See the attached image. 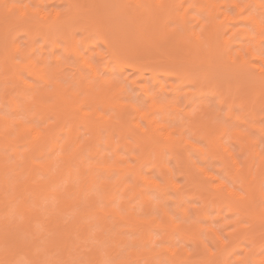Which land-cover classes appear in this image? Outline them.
I'll return each mask as SVG.
<instances>
[{
  "label": "bare ground",
  "instance_id": "bare-ground-1",
  "mask_svg": "<svg viewBox=\"0 0 264 264\" xmlns=\"http://www.w3.org/2000/svg\"><path fill=\"white\" fill-rule=\"evenodd\" d=\"M73 1H69L72 7L70 5L66 11L50 12L44 0H0V64L4 67L2 75L0 74V84L1 81L8 82V77L15 79L16 82L26 85V96L30 97L26 103L21 102V105L11 95L13 86L11 88V85H6L0 92L1 103L9 102V112L6 111L8 114L2 113L3 110L0 112V212L3 211L8 216L6 224L2 225L4 231L0 227V248H5L4 245L10 246V249L5 248L7 252H0V263L12 264L13 259L18 261L17 254L22 253L32 259L29 258L32 264H107V261L111 264H162L164 258L171 264H233L229 261L232 254L242 249L245 242H249L253 246L248 249L244 246L242 250H246V254L239 258V261L242 264H248L249 261L264 264V257H260L258 252L260 247L255 246L262 236L258 235V231H264V206H260L264 202V191L259 182L264 175V157L260 152L255 154L259 157L256 171L253 166L256 160L251 159L250 164L241 166L222 137L232 135L243 147L246 146L244 139L250 144H254L256 140L242 131H231L224 124H217V121L211 125V122H207L210 121L207 116L210 111L208 114L202 113V118L196 115V123L193 121L195 118L192 120L190 117L192 114L189 115L181 107L179 100L180 86L185 82H204L210 73L202 70L201 76L195 77L190 71L167 68L162 66V63L126 59L124 53L115 48L111 50L116 62L114 66L120 69L121 73L125 72L127 67L137 72L138 77L133 80L134 84L138 83V79L146 78L148 73L150 80L161 84L162 90L165 89L161 83L162 76L178 77L180 80L178 84L172 85L175 100L164 96L163 91L162 94H151L149 86H141L142 92L150 101L147 111L141 104L131 100L120 102L118 92L127 93V85L123 80L116 81L107 75H99L92 57L84 56L80 52L73 36L74 27L82 22L91 23L93 30L84 38L85 43L90 44L89 41H92L94 35L106 43V27H99L98 24L101 20L102 24L104 23L103 19L111 14L110 10L107 9L105 14L106 9L103 8L104 11L101 10L98 15H95L98 11L93 12V15L91 9H98V1L101 0H92L94 7H89L90 10L86 8V0L76 3L77 0ZM178 1L183 3L186 0H114L113 4H119L118 7L124 16L123 23L131 21L136 28V41L169 49L170 54H165L169 57V63L176 64L178 58L183 61L182 58L185 57L186 60V56L189 62L206 66H211L214 60H232L237 64L233 73L235 76L240 77L246 72L255 76V83L247 81L249 87H253L251 90L254 93L251 94L256 97V101L263 99L264 51L260 42L264 40V19L253 12L249 13L248 9L253 3L258 8H264V3L260 0H195L198 9L207 12L209 19L208 22L201 23L200 32H191L189 21L192 18H189L186 12L175 13L180 5ZM128 2L134 4L132 10ZM102 5L101 7H104ZM262 13L264 17V10ZM174 17L180 20V26L173 28L169 26V21ZM193 19L199 20L198 17ZM238 24L244 26L235 29ZM116 29L119 37L127 38L121 28ZM15 32L16 36L12 38ZM22 32L27 34L26 40L16 43L17 34ZM227 33H230L229 37L226 36ZM49 37L75 41H72L70 47L78 56L80 64L88 67L93 75L92 78H87L80 73L79 80L86 82L83 89L87 91L86 96L81 97V92H75L71 86L66 87L59 81L55 82L54 90H47V85L51 82L49 75L60 72L59 69L51 71L42 55ZM236 37L241 40H255L256 50L253 46H246L245 49L250 52V57H244L239 51L238 55L241 57L233 59L229 46ZM38 38H42V44L38 43ZM188 38L193 42L188 44ZM54 42L57 47L56 40ZM179 44L186 46L181 48ZM33 57L41 58V62L32 59ZM253 58L260 61V64L253 63ZM22 69L30 72L44 85L26 81L21 76ZM109 70V75H112L113 68ZM238 81L241 82L240 79ZM235 82L237 83V80ZM236 83L235 85L238 84ZM208 87L201 85L198 91L203 93L204 88ZM27 92L31 95L28 96ZM224 100L221 96L220 104H224ZM85 106H88L89 110H85ZM98 106L103 107V112L99 111ZM229 107L228 116H231L232 104ZM253 109L250 113L255 116ZM49 112L56 114L54 122L50 121L43 126L35 123L37 118L42 121L46 119V115L48 117V114H51ZM130 113H134L135 117L132 118ZM182 113L187 121L185 118H179ZM215 115L213 113L209 116L216 119ZM140 116L145 120L146 127L140 125ZM204 117L207 118L206 121ZM179 120L181 125L172 124ZM131 122H135L144 134L143 138L141 136L136 139L143 152L135 156L138 160L136 164H124L125 159L118 153L119 146L112 141V132L119 130L125 146L131 151L130 142L128 143L127 137L124 136ZM80 126H84L89 136L81 135ZM186 126L200 133L211 147L208 149L195 144L185 136ZM254 126L264 131L263 126L257 123ZM129 133L134 136L136 132ZM186 146L196 148L203 156L220 157L224 161L223 169L228 172L224 175L233 186L218 177L216 171L196 162L194 166L206 178L217 181L213 183V191L209 194L218 211L216 217L223 216L225 210L230 214L240 215L232 221L224 222L223 230L233 224V229L227 230L225 236L221 234L222 229L211 225V217L205 210H201V213L209 224L204 227L194 221L189 222V212L185 209L182 211V208L183 219L178 220L176 215L164 206L159 208L160 214H151L148 217L137 216L136 212L129 210L127 206L125 196L128 191H132L133 197L140 195L142 201H149L145 198L141 185L153 186L160 193L168 192L169 188L181 192L182 187L176 182L174 171L165 160L164 151L169 150L179 163L180 153L188 150ZM4 150L10 151V154L6 155ZM152 153H156L154 160ZM224 153L233 157V164L227 160ZM11 157L14 158L13 165L10 163ZM147 163L157 168L162 181L144 173L143 166ZM178 167L182 172L181 167ZM216 170L220 172V169ZM128 177H132V182L128 181ZM239 181L242 182L246 194L237 190ZM13 211L20 214L23 222L16 219V224L13 223L11 218L14 215L10 218ZM249 216L256 221L250 226H241V220ZM153 229L162 233L160 238L153 237ZM129 231L134 233V237L127 235ZM204 234L213 239L216 250H212L206 243ZM176 238L182 242L192 241L197 252L186 250L185 245H172ZM91 239L95 242L88 245ZM100 244L105 246L103 250L98 247ZM55 255L57 258H54Z\"/></svg>",
  "mask_w": 264,
  "mask_h": 264
},
{
  "label": "rangeland",
  "instance_id": "rangeland-1",
  "mask_svg": "<svg viewBox=\"0 0 264 264\" xmlns=\"http://www.w3.org/2000/svg\"><path fill=\"white\" fill-rule=\"evenodd\" d=\"M27 1H29V0H26V2ZM44 1H46L47 10L50 12H56V11L60 12V11H64V10L66 11V9H68L69 6L71 5V3L69 4L70 0H44ZM113 1L114 0H101V2L98 1V4L100 6V7H98V9H99L98 10L97 8H95L92 5L93 4L92 0H86V6H87L86 8L87 9H89V7H91V8L94 7L92 9L90 8L92 10L91 13L93 15L95 14L93 12H97V11L98 12L95 15H98L100 13V11L103 10V8L106 9V10L104 9L105 11L103 10L105 14L108 11L107 9L110 10L109 13H111V14H108V16H106L105 18L103 17L104 18L103 21L105 24L104 23L102 24V20L100 23L101 25L98 24L99 27L103 26V25H104L103 28L106 27L105 33L108 37L106 39V43H104L102 41V39L96 35L93 36L92 41L88 40L90 42V44L88 42L85 43L84 38L90 34V32H91L90 30H93V28L91 27L92 25H90L91 23L89 24V23L82 22L76 26L77 28L74 27L73 36L76 39V43L78 44L80 52L84 56L92 57V60L96 66V69L99 72V75H103V76L107 75L116 81L117 80H123V82L127 85V89H128L127 93H124L121 91L118 92L119 101L120 102H126V101L131 100L132 102H135L137 104H141L144 107V109L147 111V110H149L150 101L146 98L145 94L142 92L141 86H143V85L149 86L151 94H156V93L162 94L161 91H163L164 96H169L170 99H174L173 98L174 95L172 92L174 89L172 90V88H173L172 85L178 84L180 82V80L178 77H168L167 78L165 76H162L161 77V80H162L161 83L165 86V89L162 90L161 84L160 83H154L152 80H150L149 73H148L146 78L138 79V83L134 84L133 80L138 77V73L133 71L129 67L125 68L124 69L125 72L123 71L121 73V71H119L120 69H117V67L114 66L116 62L114 61V58L111 55L112 49L116 48L115 50H118L119 52L124 53L123 56L126 59L130 58V59H137L139 61H149V62L153 61V62L158 63V64L162 63V66H165L167 68H172V69L179 70V71H185V70L190 71L191 73L194 74L195 77H200L202 74V70L203 71L207 70L208 74L210 73V75L208 76L206 81H204V82L200 81L198 84L185 82L182 86H180L181 88H179L180 90H178V94L181 93V94H179L180 95L179 100H181L180 102L182 103L181 107L185 111H187L189 113V115L192 114V115H190V117H191V119L195 118V120L192 119L193 121H196V118L198 119V117H201L205 112H206V114H208L210 111L211 113H209L207 115L209 117L208 119L210 121H208L207 118H205V117H204V119H205V121L207 120V122H211V125H214L215 121H217V124H224L231 131L232 130H239V131H242L243 133H247V134L251 135V137L254 140H256L257 143L254 142V144H250L247 139H244L243 142L246 144L245 147H243L241 145V143L232 135L231 136L229 135V137H228V135L224 136V137H222V140L224 142L228 143V146L230 147L231 151L235 154V156L238 159L241 166H246V165L250 164L251 159L256 160L255 165H253L254 171H256L258 166H259V157L255 156V154L257 155V152H260L262 157H264V131L259 130L254 125L257 123L258 125H261L264 127V98L261 100L257 99V101H256V99H255L256 97L254 98L253 94H251L254 92L251 90L253 87L252 88L249 87L250 86L249 83L250 82L251 83L256 82L255 76L253 74L249 75L248 72H246V71H245L246 73H243L242 75H240V77L235 76L233 73L236 71L235 67L237 66V64L234 61L227 60V59L220 61V62L214 60L212 62L211 66L202 65L200 63H194L193 64L192 62L188 61L189 58H187V56H186V60L184 59L185 57L182 58L183 61H180L178 58L176 60V64H174L173 62L169 63V59H168L169 57L167 58L166 57L167 55H165V54H170L168 48L166 49V47H165L164 49H161L162 46L161 47H159L157 45L153 46L149 43L140 42V41L135 40V37L137 36L136 35V33H137L136 28L132 25L131 21L127 20L126 22L123 23L122 19L124 16L120 10L121 8L118 7L119 4H117V3H116V5H114L115 2L113 4ZM227 1H229V0H227ZM243 1H248V0H243ZM260 1L262 3H264V0H260ZM76 2H80V1L77 0V1H75V3ZM100 3H101V5L103 4L102 6H104V7H101ZM178 3H180V2L178 1ZM88 5H90V6H88ZM105 5H106V7H105ZM132 5H134V4H129V2H128V6H129L130 10H132L134 7V6L132 7ZM108 6H111V7L109 8ZM71 7H72V5H71ZM187 8H189V9L186 11ZM263 10H264V8H258L256 6V4L253 3L252 6L248 9V12L249 13L253 12L258 17H261L262 19H264L263 15H262ZM184 12L187 13V16L189 18H192L189 21V25L191 27L190 28L191 32H200L202 29L201 23H203V21L208 22L207 19H209V18H207L208 17L207 12L200 11L198 9L196 3H195V0L184 1L183 3H180L179 7L175 10V13L183 14ZM89 13H90V11H89ZM103 16H105V15H103ZM108 17H110V18H108ZM193 17H198L199 20L198 21L194 20ZM118 23L120 24V26ZM108 25H110V27H107ZM238 25H236L237 27L235 26V29L238 27L244 26L243 24H238ZM115 26H116V28H118V27L121 28L124 35L126 34L127 38L119 37L117 29L115 28ZM169 26H171L173 28L180 26V20H178L175 17L172 18V20L169 21ZM107 28H110V29L107 30ZM102 30H103L102 32L104 33V29H102ZM111 30H112V32H111ZM114 30H116V31H114ZM19 34H17L18 41H16V43L17 42L22 43L27 38L26 33H25L26 35L23 34V32L19 33ZM18 35H19V37H18ZM15 36H16V32L14 33L12 38H14ZM226 36L229 37L230 33H227ZM54 40H56V42H57V47H55L56 43L54 42ZM93 40H94V42H93ZM72 41H74V40L65 41L62 37H57V38L49 37L48 38L47 44H46L45 49H44V53L42 54L43 58L47 60V62L45 64L50 68L51 71H57L59 69L60 72L59 73H57V72L52 73L51 75H49V79L51 80V82L49 85H47V90H54L56 88L55 82L59 81L60 83L64 84L66 87L71 86V88L75 92H81L80 96L84 97L87 95V91H83V89L85 88L86 82L79 80L80 73H82L83 77H87V78H92L93 75H92V72L90 71V69L88 67L80 64L78 56L76 55L74 50L70 47L72 44ZM91 42H93V43H91ZM127 42H129V43H127ZM192 42L193 41L190 38H188L187 43L190 44ZM38 43L42 44V38H38ZM254 43H255V40L254 41L253 40H241V39H239V37H236L235 39H233V41L231 42V44L229 46L230 47V53L234 56L233 59L235 60V59H238L241 57V55L240 56L238 55L239 51L242 52V55H244V57H246V58L250 57V55H251L250 52H247V50H245V49H246V46H253L254 47L253 49L256 50ZM260 44H261L262 50L264 51V40H261ZM129 45H130V47H129ZM179 45H181V48L186 46L183 44H179ZM168 46H170V44ZM67 48H68V51H67ZM117 48H119V49H117ZM32 59H35L36 61L41 62V58L36 59V57H33ZM58 59H60V61H56ZM253 63L260 64V61L253 58ZM2 68H4V67L2 64H0V74L1 75L4 71V70H2ZM112 68H113L114 72L112 75L111 74L109 75V73H111V71L109 69H112ZM1 71H2V73H1ZM20 72H21V76L26 81L31 82V83L36 82L37 84L44 85V83L42 81L38 82V80H36V78H34V76L31 75V73L28 72L27 70L22 69ZM252 75H253V77H252ZM10 77H12V76H10ZM8 78H6L8 82L5 81L7 84L4 81L3 82L1 81L0 92L2 91L4 86L8 85V87H9L11 85L10 86L11 88H12V86L14 87L13 90H11L12 91L11 95L14 98V100L19 102V104H21V102L26 103L28 101V99H30V97L28 98L26 96V91H28V89H26V85H24V83H21V82L18 83V81L16 82L15 79H11V78L8 79ZM237 78L240 79L241 82L238 81ZM233 79H234V81H232ZM236 80H237L238 84L235 82ZM242 80L244 82H242ZM231 82L234 85L236 83L237 85H235V87H237V88H235L231 84ZM246 82L248 83V85ZM213 84L215 86H213ZM201 85L204 87H208V86L209 87L206 89L204 88L203 93H201L198 91L201 88ZM230 85L233 87H231ZM212 86H213V88H212ZM228 86L231 88H229ZM212 89H214L215 94L213 93ZM191 93H194V94H191ZM28 94H29V92H27V95ZM30 95H31V93L28 96H30ZM128 96H129V98H128ZM221 96L224 97V99L226 100V101L224 100V104L223 103L220 104L221 103L220 102ZM253 100H255L256 102ZM52 102H53V100H51L50 103H52ZM8 103L9 102H5V104H2L1 100H0V112L3 110L2 113H5L8 110V108H9ZM231 104L233 106L231 109L232 114H231V116H228V111L230 109L229 106ZM97 108L99 109V111H102V112L104 110L102 106H98ZM54 109L56 110V108H54ZM252 109L254 110L255 116L253 113H250ZM85 110H89L88 106H85ZM57 111H54V112H57ZM7 112H9V111H7ZM22 112L23 111H20V113H22ZM52 112H49V113L52 114ZM213 113H214V115L216 114L215 115V117H217L216 119H213L214 117L209 116V115H213ZM51 114H48V117L46 115V119L43 120L46 122H43L42 120L37 118V119H35V123H37V125L43 126V125H47V123L50 121L54 122L56 120L54 115H56V114L55 113H53L52 115ZM130 115L132 118L135 117L134 113H130ZM238 117H241V119L240 118L238 119ZM47 118H49L48 121H47ZM179 118H185L184 114L183 113L180 114ZM185 120L187 121L186 118H185ZM197 122L198 121H196V123ZM139 123H140V125L146 127V122L143 119V117H141V116L139 117ZM175 123L178 125H181L180 120L178 122H172V124H175ZM129 127L130 128L128 131L125 130L126 132H125L124 136L127 137L126 141H128V143L130 142L129 149L131 151H129L128 148L125 146L124 141L122 139L123 135H121L119 130H114L112 132V141L115 142L119 146V150H118L119 152L118 153H119V155L122 156L123 159H125L126 163H124V164H127V163L136 164L138 160L135 156L136 155L139 156L143 152V148L139 145V143L136 142V139L138 137H141V136H142L141 138H143L144 134L142 133L141 129L135 125V122L129 123ZM79 131H80L82 136H84V134H85V136H89V134L86 133V129L84 128V126H80ZM131 131L133 134H134V132H136L134 136H132L129 133ZM105 135H106V133L104 134V136ZM184 135L187 136L190 140H192L195 144L201 145V146L208 148V149L211 147L210 144L208 143V141L205 140L200 133L195 132L194 130L190 129L188 126L185 127ZM187 149L188 150H184L183 152L180 153V157H179L180 162L179 163L177 162L176 158L172 157L169 150L166 149L164 151L165 160H167L168 165L173 169L174 175H175L174 178H175L176 182L178 184H180L182 187L181 192H176L172 188H169L167 190L168 192L160 193L153 186L141 185V187L144 189L145 198L149 199V201H142V197L140 195H138L137 197H133L132 191H128L127 195L125 196V199L128 201L127 206H129V210L132 209L133 211H135L136 215L139 217H148L151 214L152 215H158V214H160L159 208L161 206H164L169 212L174 213L178 220L183 219L182 218V216H183L182 211L185 209L189 212V216H188L189 222L194 221V223L201 224L204 227L209 224L206 217H203V213H201V210H205V212L208 213L209 217H211V225L214 228L222 229L221 234L223 236H225V233L227 230L233 229V224H229L231 226H228L227 229L225 228L226 230H223L222 225L224 224V222L232 221L240 215H238L236 213L230 214L225 210V211H223V214H222L223 216H221L219 218L216 217L218 214V211L214 207L212 200L209 197V194L213 191L212 190L213 183H216L217 181H212V179L206 178L194 166L195 162H196L198 164H202L203 166H205L209 170L216 171V174L218 177L226 180L231 186H233V184L231 182H229L227 180L228 178L226 179V176L224 175V174L227 175V173H228L227 170L223 169L224 168V161L220 157L213 158L210 155H204L203 156L194 147L188 146ZM9 152L10 151H8V150H6V151L4 150V153L6 155H9L10 154ZM110 154H111V152H110ZM224 156L227 158V160L231 164H233V157L229 156L227 153H224ZM155 158H156V153H152V160H154ZM10 159H11L10 163L12 162V165H13L14 158L11 157ZM178 165L181 167L182 172L179 170ZM253 166H252V168H253ZM216 169H220V172H218ZM143 171L148 177H152V178L156 177L158 180L162 181L160 179L159 171L157 170V168L154 167L153 164H150V163L145 164L143 166ZM11 173L14 174V172H11ZM8 176H9V174H8ZM12 177H13V175H12ZM128 181L132 182V177H128ZM259 182L261 184V188L264 191V175H263V177L260 178ZM238 185H239V187L237 188V190L242 194H246V191H245L241 181L238 182ZM176 200H177V202H176ZM50 202H51V200H50ZM260 206L261 207L264 206V202H262V204ZM181 208H182V211H181ZM2 212H0L1 213L0 214V227L1 228H2V225L4 223L6 224V222H7L6 220L8 218V216L5 215L4 212L3 213ZM13 215H14V217H12ZM19 215L17 214V212L13 211V213L10 215V218L12 217L11 220H13V223L16 224V219H18L19 221L22 219V218H20ZM243 219L240 222L241 226H250L251 224H253L256 221L254 218H252L250 216L245 217ZM13 223L11 224V226H13ZM8 226H10V224H8ZM120 226L121 225H119V227ZM138 227H140V226H138ZM2 230H3V228H2ZM6 230L7 229H5V231ZM258 232H257L258 235H262V236L260 237V239L257 240V244L255 246L260 247V249L258 251L259 256L264 257V231L260 230ZM127 233H128L127 235L129 237H134V236H132V234L134 235V233H132L130 231ZM152 234H153V237L155 239L160 238L162 235V233H160L159 231H156L154 229L152 230ZM24 236H26V234ZM137 236H138V234L136 235V237ZM203 237H204V240L206 241V243L212 248V250H216L213 239H210L209 237H207L206 234H204ZM94 242L95 241L93 239H91V241L88 243V245L90 243L94 244ZM160 245H161V243L158 244V246H160ZM172 245H176V246L185 245L186 250H189V251L194 252V253L197 252L195 249L194 243L192 241L182 242L178 238H176V240L173 242ZM244 246L248 249V248H251L253 246V244L249 243V242H245ZM244 246L242 249L245 248ZM0 247H1V245H0ZM4 247L5 248L7 247L10 249V246L4 245ZM87 247L89 248V246H87ZM98 247L101 250H103L105 248V246L101 245V244L98 245ZM5 248H3V247L0 248V250L3 249L0 252H2V253L7 252L6 251L7 248L6 249ZM242 249H238L234 252V254H232V256L230 257V260H229V261H231L230 263L242 264V262L239 260L242 258V256L244 257V255L246 254L245 253L246 250H242ZM86 250H88V249L86 248ZM82 251H85V250H82ZM196 256L197 255L195 254L194 257H196ZM29 258L30 257H25L24 254L19 253V254H17V257H16V259H18V261L17 260L15 261L13 259L12 264L13 263H15V264L16 263L17 264H32V262H29L31 259V258L30 259ZM54 258H57V256L55 255ZM107 264H111V262L107 261ZM162 264H171V263L169 260H167V258H164ZM183 264H188V263L186 262ZM248 264H254V263L252 261H249Z\"/></svg>",
  "mask_w": 264,
  "mask_h": 264
}]
</instances>
